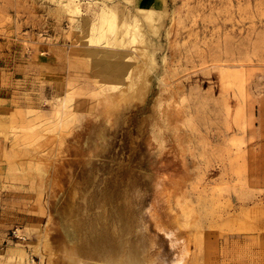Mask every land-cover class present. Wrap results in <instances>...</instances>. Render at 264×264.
Segmentation results:
<instances>
[{"label":"rangeland","instance_id":"374dc122","mask_svg":"<svg viewBox=\"0 0 264 264\" xmlns=\"http://www.w3.org/2000/svg\"><path fill=\"white\" fill-rule=\"evenodd\" d=\"M135 248L264 264V0H0V264Z\"/></svg>","mask_w":264,"mask_h":264},{"label":"bare ground","instance_id":"6f19581e","mask_svg":"<svg viewBox=\"0 0 264 264\" xmlns=\"http://www.w3.org/2000/svg\"><path fill=\"white\" fill-rule=\"evenodd\" d=\"M79 6L77 4H75L74 7H72L71 11L76 13V12H79L80 9L78 8ZM136 11L139 13V14H142L144 9L142 8H137L136 7ZM72 13V14H74ZM99 21H101L102 23H104L105 25H107V31L110 33H112V30H113V22H114V19H115V12L113 11L112 7H109L107 6V9L105 8H102V11L100 13V16L98 17ZM86 21V20H84ZM137 20H135V22L133 23H136ZM132 23V28H131V25L128 24V23H123L121 24L120 27L118 28H115V32H118V34H130V37L128 38L130 42V46L132 47L133 45L131 44H134L135 45V40L138 39V34H137V26L135 24ZM101 28V25L99 26ZM94 29V25H91V30ZM103 29V28H102ZM96 30V28H95ZM142 31V30H141ZM140 31V32H141ZM116 37V36H115ZM111 37L109 39H106V43L102 46V47H99V48H94L92 49L91 48V51L90 53L93 55V63L97 65L98 67V70L99 71H105L108 74L109 77H114V78H111L113 81H116L117 82H120V78L123 76V74L125 73V71L129 68V65H127L125 63V58L127 59L128 55H126L123 51L121 50H117L116 48H114L113 46H118V45H123L124 46V41L118 37ZM94 37H88L89 41L90 42H93ZM100 39V38H99ZM97 40V39H96ZM98 41V40H97ZM127 42V43H128ZM127 43L125 42V45H127ZM143 39L141 38L140 39V44L137 46L138 49H140L141 52H143V55L148 56V52H146V48H145V45L143 44ZM123 46H120L123 47ZM127 47V46H126ZM130 47V48H131ZM125 48V47H123ZM119 49V48H118ZM137 49V50H138ZM130 56V55H129ZM133 56V55H132ZM137 57V56H136ZM134 57L133 59V62L134 60H136ZM130 58V57H129ZM130 61V60H129ZM131 62V61H130ZM136 62V61H135ZM134 65V64H133ZM139 65V64H138ZM143 66V65H142ZM138 67V66H137ZM133 68V67H131ZM130 69V68H129ZM142 70V68H141ZM130 71V70H129ZM132 72V71H131ZM130 73V72H129ZM128 73V74H129ZM136 73V72H135ZM135 73H134V76H135ZM127 74V75H128ZM137 74V73H136ZM140 74H138V77H139ZM134 76L132 77V79L134 78ZM137 77V76H136ZM126 78V77H125ZM128 80V78H126ZM134 81V79H133ZM136 81V80H135ZM141 81V79H140ZM139 81V82H140ZM111 83V82H110ZM125 83V82H124ZM119 84V83H118ZM135 84V83H134ZM112 85V84H111ZM138 88V86H137ZM113 89V86H109L107 90H111ZM156 219V218H155ZM154 219V220H155ZM159 219V217L157 218V220ZM153 220V221H154ZM160 222V221H159ZM159 224V223H158ZM160 225H161V222H160ZM156 226V225H155ZM157 227V226H156ZM159 227H157L158 229ZM166 228V227H165ZM156 229V230H157ZM162 229V227H161ZM161 231V230H159ZM168 231V230H167ZM165 233V232H164ZM174 233V232H173ZM172 233V234H173ZM170 235V234H169ZM168 235V236H169ZM175 235V234H174ZM173 235V236H174ZM172 236V237H173ZM175 237V236H174ZM173 237V238H174ZM170 239V237L168 238ZM170 242V241H169ZM172 242V241H171ZM150 243V242H148ZM152 244V243H151ZM155 244V243H153ZM88 245V244H86ZM148 245V244H147ZM89 246V245H88ZM87 246V247H88ZM154 246V245H153ZM151 246V247H153ZM149 247V245H148ZM147 247V248H148ZM144 248V247H143ZM83 249H84V245H83ZM82 249V250H83ZM126 250V248H123V250ZM85 250V249H84ZM89 250V249H88ZM94 250V249H93ZM116 250V249H115ZM121 250V248H120ZM90 251V250H89ZM95 251V250H94ZM97 251V250H96ZM108 251V250H107ZM111 251V250H110ZM130 251V250H129ZM88 252V251H87ZM109 252V251H108ZM112 252V251H111ZM147 252L148 249H147ZM89 253V252H88ZM125 253V252H124ZM91 254V253H90ZM95 254V253H94ZM93 254V255H94ZM154 254V253H153ZM179 254V253H178ZM178 254L176 256H174L175 260H173L170 264H183L184 263V257L186 256V251H183V253L181 252V255L178 256ZM83 255V254H82ZM81 255V257H83ZM86 255V254H85ZM89 255V254H88ZM91 255V256H93ZM158 255V253H157ZM154 256V255H153ZM87 257V255H86ZM90 257V255H89ZM87 257V258H89ZM98 257L102 260V263L103 264H158V262H156L154 259H152L151 257L145 255L144 253L141 252V250L139 248H135L131 253H129L128 251L126 252V254H121L119 253V250L117 249V251L113 254V255H105L102 254L101 255H98ZM154 258V257H153ZM159 258V256H158ZM91 259V257H90ZM97 259V258H96ZM94 259V260H96ZM93 260V259H92ZM84 261V259H83ZM86 262V261H85ZM96 262V261H95ZM93 262V263H95ZM100 262V260L98 261ZM165 262V261H164ZM90 263V262H89ZM88 262L87 263H82L79 261V259L77 260L76 257H74V254L72 257L69 258L68 260V264H89ZM92 263V264H93ZM167 263V262H166ZM166 263H162V260H160V264H166ZM91 264V263H90Z\"/></svg>","mask_w":264,"mask_h":264}]
</instances>
